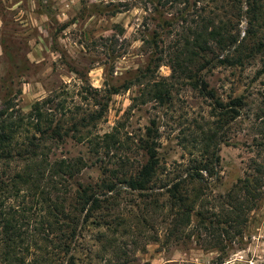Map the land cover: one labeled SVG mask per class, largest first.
I'll list each match as a JSON object with an SVG mask.
<instances>
[{
    "label": "trees",
    "instance_id": "trees-1",
    "mask_svg": "<svg viewBox=\"0 0 264 264\" xmlns=\"http://www.w3.org/2000/svg\"><path fill=\"white\" fill-rule=\"evenodd\" d=\"M233 3L235 22L216 24L211 17L205 25L202 18L195 22V31L188 30L191 37L182 38V47L171 48L172 78L184 77L211 101L208 132L200 128L201 137L195 138L201 154L186 164L168 167L160 162L159 133L151 121L137 141L142 162L122 159L117 169L102 166L103 159H109L108 165L115 157L117 139L115 133L93 134L107 108L96 98L99 109L81 116L57 97L36 102L26 114L14 111L12 100L0 104V264H121L131 253L129 247L138 251L162 238L167 243L195 239L201 250L219 253L218 264H223L264 199V99L259 104L251 94H241L225 102L201 76L218 67L242 73L258 57L264 58V0H247L249 30L243 38L242 6ZM158 38L154 34L156 50L137 82H150L163 60L157 56ZM261 76L264 65L257 72ZM165 85L152 84L151 100L157 105L171 101ZM106 92L108 100L119 93L115 88ZM245 130L251 142L243 148L251 157L243 178L215 193L218 146H231V135ZM68 139L85 142L98 159L104 156L95 182L80 181L87 166L83 158H55L53 151ZM12 164H23L22 171L11 176ZM11 198L21 199L17 211L6 206ZM107 254L112 256L107 259Z\"/></svg>",
    "mask_w": 264,
    "mask_h": 264
},
{
    "label": "rangeland",
    "instance_id": "rangeland-1",
    "mask_svg": "<svg viewBox=\"0 0 264 264\" xmlns=\"http://www.w3.org/2000/svg\"><path fill=\"white\" fill-rule=\"evenodd\" d=\"M233 1L0 0V104L12 100L13 110L26 114L36 102L57 97L70 111L79 110L81 116L99 109L96 98L100 104L107 103V108L93 134L115 133L117 139L115 157L108 165L109 159H103L102 166L117 169L122 159L142 162L141 152H136L137 141L151 121H155L159 133L160 162L168 167L186 164L201 154L195 148V138L201 137L200 128L208 132L211 101L192 89L184 77L172 78L171 48L182 47V38L191 37L188 30L195 31V22L202 18L206 19L205 25L211 17L216 24L235 22ZM237 1L242 6L239 31L243 38L249 30L248 3ZM161 3H166L164 8ZM154 34L160 36L157 56L163 60L150 82H137L156 50ZM253 64L242 73L218 67L201 76L225 102L229 96L251 94L260 104L264 99V76L257 77V72L263 68L264 58L258 57ZM153 83L166 84L170 102L157 105L151 100ZM111 88L119 93L108 100L106 91ZM248 134L246 130L237 132L231 135V146H218L219 183H214L215 193L227 191L243 178L251 157L243 148L244 143L251 142ZM53 153L59 159H84L87 166L79 177L82 183L95 182L99 177L98 161L104 156L98 159L91 155L85 142L68 139ZM22 168L23 164H12L8 172L14 176ZM20 203L21 199L11 198L6 206L17 211ZM128 251L131 253L120 259L121 264H218L220 256L212 250H201L195 239L167 243L162 238L157 245L138 251L129 247ZM34 253L32 248L29 260ZM222 262L264 264V199L251 213L244 237Z\"/></svg>",
    "mask_w": 264,
    "mask_h": 264
}]
</instances>
